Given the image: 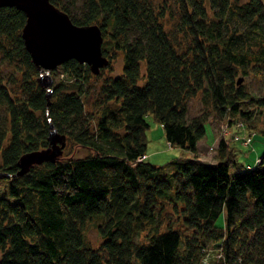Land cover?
Masks as SVG:
<instances>
[{
  "label": "trees",
  "instance_id": "trees-1",
  "mask_svg": "<svg viewBox=\"0 0 264 264\" xmlns=\"http://www.w3.org/2000/svg\"><path fill=\"white\" fill-rule=\"evenodd\" d=\"M50 1L76 25L97 24L108 67L119 54L123 67L104 78L90 113L89 83L103 69L93 74L66 61L59 66L64 81L48 97L22 38L26 14L0 7V39L11 41L0 40V50L4 61L21 65L23 85V95L12 98L0 77L9 124L0 122V173L12 175L8 196H0V264H202L208 244L219 256L213 264H264V154L245 167L239 149L250 147L249 156L257 133L243 146L222 138L215 162L139 161L147 154L148 116L173 147L198 154L209 108L231 127L254 120L248 103L264 110V95L237 81L239 74L264 77V0ZM196 97L204 113L189 120ZM51 126L74 145L72 153L87 155H62L15 177L22 156L50 146ZM163 202L181 222L163 226ZM221 215L224 226L217 225ZM90 221L99 224L100 247L84 236Z\"/></svg>",
  "mask_w": 264,
  "mask_h": 264
},
{
  "label": "rangeland",
  "instance_id": "rangeland-1",
  "mask_svg": "<svg viewBox=\"0 0 264 264\" xmlns=\"http://www.w3.org/2000/svg\"><path fill=\"white\" fill-rule=\"evenodd\" d=\"M82 0H76L74 3H72L73 6L78 7L81 6ZM159 1V0H156ZM69 2H72V0H64L65 4H68ZM170 27L172 26V23L169 24ZM181 37V34L177 35V39ZM5 38L0 39L3 41ZM2 44L10 45L11 41L5 39ZM4 53L3 50H0V77L2 78L3 84H6L8 87V90L10 92V95L12 98H16L22 96L23 91V85L20 81H22V72L19 70L18 67L21 65H16L15 62H10L8 60L4 61L3 57ZM109 66V65H108ZM106 67L102 70L100 77L102 78H91V83H89L90 86V94L88 95V99L85 101V110L86 112L90 113L92 112V108L94 109L96 104L98 103V99L96 98V92L99 91L100 86L103 84L104 78H107L108 76L115 77L119 74H121V70L123 67V55L119 54L115 59L112 60V66ZM53 71V70H52ZM52 71L49 73L45 70H41V74L46 75L47 73L51 77L53 83L49 87L50 89L55 87L56 85L60 84V82H63V76L61 75V68L58 67L56 69V72L52 74ZM257 76L254 74L249 75H242L239 74L237 77V81H239L240 78H242V85L244 88L256 95L261 96L264 95V77L262 78V81L259 78H256ZM108 79V78H107ZM17 80V81H15ZM236 81V82H237ZM238 85V84H237ZM97 89V90H96ZM21 99H25L22 98ZM249 106L255 111L258 112L257 115L254 116V120H241L239 121L238 125H234V127H231L232 122L229 118L221 119L218 118L215 114L214 110L209 108V122L206 124V136L204 139H202L199 144L200 148H198V154H190L188 152L182 151L180 148L177 147H171L167 143V139L165 136V132L163 129V126L158 123L153 116H148L147 121L150 124V129L147 132V139H148V145H147V161L153 164L157 165H164L167 162L171 161L172 159H175L177 157H198L199 159H205L203 161H216V156H218V146L219 141L222 138H226L229 141H234L232 144H244V135L246 133H250L248 128L257 133V136L253 140L252 147H254V151L251 150L249 153V156H246L244 153L247 149H251L248 146L239 147L240 152L243 153L240 157V163L243 166H247L246 162L249 164H254L255 157L258 155L259 157L264 154V135L260 134L261 128L264 126V110L260 106L253 105L251 103ZM5 108L0 106V122L1 125L4 127H8V121H7V113L4 110ZM203 104L200 101V97H196L194 99H191L188 104V119L192 120L193 118L197 116H201L203 111ZM41 114V113H38ZM48 115V114H47ZM260 117V119L258 118ZM6 123V124H5ZM5 124V125H4ZM95 125V124H94ZM247 125V126H246ZM257 125V126H256ZM243 126V127H242ZM248 127V128H247ZM239 139V140H238ZM238 140V142L236 141ZM70 142L67 143V148L63 152V158H67L70 155H76V157H84L87 155L88 151H85L82 148L76 149L77 152H73V144L71 145ZM243 146V145H241ZM73 148V149H72ZM248 152V150H247ZM143 160V159H142ZM141 161V159H139ZM235 173V169L231 168V174ZM9 181L8 179H0V196H8L9 191ZM163 205V220L165 227L166 224H168L170 221H180V218L175 214V210L173 209V206L168 203H162ZM181 222V221H180ZM98 222L97 221H90L87 223L84 229V236L86 240L89 242V244L93 247H100L102 244V237L100 235L99 229H98ZM218 226H224L225 225V218L224 215H221V217L217 220ZM146 236V232L143 233V236L141 237V240L144 241ZM209 243V242H208ZM215 248L210 244H208L207 248H205L204 255L202 256L203 262L202 264H213V260L215 256L219 257L215 252ZM206 254V255H205ZM3 255V252L0 250V259ZM201 264V263H200Z\"/></svg>",
  "mask_w": 264,
  "mask_h": 264
},
{
  "label": "water",
  "instance_id": "water-1",
  "mask_svg": "<svg viewBox=\"0 0 264 264\" xmlns=\"http://www.w3.org/2000/svg\"><path fill=\"white\" fill-rule=\"evenodd\" d=\"M0 7H16L26 14V24L22 38L34 64L41 70L50 72L66 61L75 59L87 64L93 74L109 64L102 51L103 34L95 25H76L69 15L50 0H0ZM53 81L49 74H41L39 84L48 90ZM242 83V78L238 84ZM50 146L46 149L27 153L19 161L20 170L15 177L23 176L36 164L59 160L66 147V138L51 126ZM0 173V179L11 177ZM14 177V176H13Z\"/></svg>",
  "mask_w": 264,
  "mask_h": 264
},
{
  "label": "bare ground",
  "instance_id": "bare-ground-1",
  "mask_svg": "<svg viewBox=\"0 0 264 264\" xmlns=\"http://www.w3.org/2000/svg\"><path fill=\"white\" fill-rule=\"evenodd\" d=\"M107 58H108V57H107ZM108 59H109V58H108ZM106 67H107V66H106ZM103 69H104V68H103ZM50 72H51V71H50ZM50 72H49V73H50ZM252 136H256V135H255L254 133H251V132H250V133H246V135H245V137H249V138H251V139L253 138ZM140 159H141V161H142V159H143V160H146V159H147V154H146L145 156H143L142 158H140ZM147 160H148V159H147Z\"/></svg>",
  "mask_w": 264,
  "mask_h": 264
},
{
  "label": "built area",
  "instance_id": "built-area-1",
  "mask_svg": "<svg viewBox=\"0 0 264 264\" xmlns=\"http://www.w3.org/2000/svg\"><path fill=\"white\" fill-rule=\"evenodd\" d=\"M242 127H243V126H242ZM244 137H245V136H244ZM244 139H246V142H245V143L248 144V143L250 142V139H251V138H249V137H245ZM169 145H171V144L169 143Z\"/></svg>",
  "mask_w": 264,
  "mask_h": 264
},
{
  "label": "crops",
  "instance_id": "crops-1",
  "mask_svg": "<svg viewBox=\"0 0 264 264\" xmlns=\"http://www.w3.org/2000/svg\"><path fill=\"white\" fill-rule=\"evenodd\" d=\"M198 148H200V144H198ZM202 160H205V159H202ZM208 163H210L211 161H207Z\"/></svg>",
  "mask_w": 264,
  "mask_h": 264
},
{
  "label": "clouds",
  "instance_id": "clouds-1",
  "mask_svg": "<svg viewBox=\"0 0 264 264\" xmlns=\"http://www.w3.org/2000/svg\"><path fill=\"white\" fill-rule=\"evenodd\" d=\"M169 144V142H167ZM171 147H173L172 145H170Z\"/></svg>",
  "mask_w": 264,
  "mask_h": 264
}]
</instances>
